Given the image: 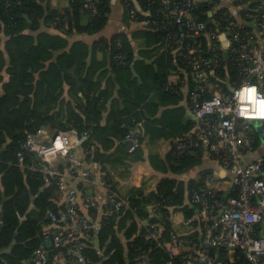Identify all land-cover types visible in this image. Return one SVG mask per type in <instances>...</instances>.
I'll use <instances>...</instances> for the list:
<instances>
[{
    "label": "trees",
    "instance_id": "trees-1",
    "mask_svg": "<svg viewBox=\"0 0 264 264\" xmlns=\"http://www.w3.org/2000/svg\"><path fill=\"white\" fill-rule=\"evenodd\" d=\"M64 1L53 5L52 0H0V249L15 237L12 251L1 256L0 264H33L42 226L49 222L46 212L62 206L57 181L42 172L44 163L28 151L21 161L17 157L26 135L40 130L54 135L87 133L81 147L84 164H135L127 198L115 190L108 174L104 177L106 192L126 201L118 212L103 215L80 200V215L100 218L101 226L84 241L85 262L69 256L72 264H182L187 252L173 237V222L189 221L188 239L198 240L206 231L193 194L205 193L215 210L239 194L236 185L229 190L210 186L209 169L189 176L201 163L200 149L195 147L200 128L185 116L197 83L194 62L217 60L206 69L209 85L202 98L211 96L209 89L232 94L242 81L238 55L232 50L238 43L225 48L218 35L230 21L241 31H252L248 14L255 7L244 0H202L191 5L194 19L216 33L209 43L206 34L192 35L169 14L183 0H122L125 20L134 27L110 36L101 32L109 27L112 0H92L94 13L85 8L86 0ZM135 40L143 43L139 59ZM174 72L179 81L169 83ZM250 80L263 89L256 77ZM138 123L139 145L129 152L125 136ZM247 124L255 149L259 129ZM148 139L169 141L159 171L146 167ZM182 144L190 148L181 151ZM139 168L155 178L154 190L145 193L138 187ZM76 187L80 199L86 198L80 183ZM99 206L104 208L103 203ZM252 234L264 236V223L254 225ZM70 245L60 250L66 253ZM218 254L221 264H250L239 247L231 256L224 248ZM258 264H264V256Z\"/></svg>",
    "mask_w": 264,
    "mask_h": 264
},
{
    "label": "built area",
    "instance_id": "built-area-1",
    "mask_svg": "<svg viewBox=\"0 0 264 264\" xmlns=\"http://www.w3.org/2000/svg\"><path fill=\"white\" fill-rule=\"evenodd\" d=\"M202 0H183L169 11L176 23L183 24L194 36L206 34L209 43L216 37L215 31L206 28V23L197 21L191 14V5ZM245 5L253 8L248 17L253 30L241 31L233 21L226 26L224 33L229 42L238 43L232 50L237 53L238 63L241 65L242 81L234 88L232 94H221L217 89H209L211 96L202 98L201 94L209 85L207 68L217 60L200 59L194 62L197 83L191 105L198 117V127L195 146L202 145L207 153L216 159L236 185L239 194L228 197L224 205L217 210L211 204L205 193L195 192L192 196L198 205L197 214L205 225L206 231L198 240L186 238L177 226H192L189 221L173 222V237L187 254L182 258V264H221L218 250L224 248L229 256L235 248L242 249L250 264H258V259L264 256V236L252 234L254 225L264 223V177L262 163L250 161L242 163V158L249 150L248 137L238 131L239 121L242 122L241 131L249 127L247 122H262L264 116L258 115L261 102H264V0H244ZM85 8L88 12H95L92 0H86ZM133 18V17H132ZM131 18V19H132ZM220 35V34H219ZM218 35V39H219ZM195 51L200 52V47ZM227 53H224V57ZM256 77L263 89L250 78ZM251 92L249 90H253ZM142 133L140 123L130 133L125 141L130 143L129 152L139 145ZM40 133H29L20 144L17 153L19 161L23 159L24 151L33 153L44 163L42 172L57 181L59 189L63 191L62 203L57 210H48L46 218L49 222L41 230V244L33 253V264H72L69 256H75L77 262L84 263L81 255L84 241L100 230V218H90L80 215V200L85 207L95 206L97 212L110 215L118 212L126 201L116 193L108 191L103 201L104 208L90 198L80 199V190L76 187L80 181L91 182L94 177L84 167V156L80 148L87 139V133L76 136L72 132L57 133L50 140H41ZM187 144L179 145L181 151L189 149ZM69 181L76 183L70 185ZM154 207L150 206L151 211ZM154 236V235H152ZM50 242V246L47 245ZM71 244L66 253L60 250L65 244ZM170 257L173 256L169 252ZM29 262H24L28 264ZM138 264H149L139 261Z\"/></svg>",
    "mask_w": 264,
    "mask_h": 264
},
{
    "label": "crops",
    "instance_id": "crops-1",
    "mask_svg": "<svg viewBox=\"0 0 264 264\" xmlns=\"http://www.w3.org/2000/svg\"><path fill=\"white\" fill-rule=\"evenodd\" d=\"M62 3L65 1L60 0ZM59 0H52V4L56 5L55 3L59 4ZM111 14L109 18V27L104 28V30L101 32L102 35L110 36L112 33L122 30V28L125 30H131L134 25L133 24H127V21L125 20L124 16V8L122 0H112L111 1ZM114 23V24H113ZM84 37V36H82ZM1 45V41H0ZM134 47H135V59H139L138 51L140 48L143 47L142 41L135 40L134 41ZM100 57V55L98 56ZM179 81V78L176 74V72L171 73L169 76V83H176ZM186 111L185 116L188 119L193 120L195 123V114L192 110L191 102H186ZM250 123V122H249ZM253 125L259 129V140L257 143V147L255 149L252 148V141L253 135H252V129L249 128L248 131H240L241 133H244L250 142L249 150L245 153V155L242 158V163L245 164L250 161H260L262 163V175L264 177V126L262 122L253 121L251 122ZM249 127V125H248ZM38 133H40V137L44 139L45 141L50 140L54 134L46 131V130H40ZM170 145L169 141L165 139L161 140H146V155L148 158V164L149 166H146L149 170H155L159 171V165L161 159H163L165 153L168 151ZM200 149V157H201V163L199 166L193 169L192 172L189 173L190 177H196L198 171H201L202 169H209L212 171V181L210 183V186H213L217 189L221 190H229L231 188L232 183L229 180V175L224 172L219 162L211 157L206 149L202 145L195 146ZM191 153L194 155H198L194 152V150H191ZM80 154H82V150L80 148ZM147 163V162H146ZM135 164L125 163V164H115V165H100L96 162H91L84 164V167H87L90 169L94 179L91 182H84L80 181V185L83 187V189L86 190L87 198H90L94 202L103 203L105 196H106V189H105V175L108 174V178L111 182V184L114 186L115 190L122 196V197H129L132 192V170ZM139 171L141 173V181L138 184L145 193L154 190L155 183L154 177H149L146 169L139 168ZM186 176V175H185ZM184 176V177H185ZM70 185H75L73 181H69ZM78 185V184H76ZM63 194V191L59 189V198H61ZM149 208V206H148ZM0 222H2L0 218ZM44 224L43 226H45ZM42 226V228H43ZM180 232H183L184 234L189 233L192 229V226H177ZM29 262V261H26Z\"/></svg>",
    "mask_w": 264,
    "mask_h": 264
},
{
    "label": "water",
    "instance_id": "water-1",
    "mask_svg": "<svg viewBox=\"0 0 264 264\" xmlns=\"http://www.w3.org/2000/svg\"><path fill=\"white\" fill-rule=\"evenodd\" d=\"M210 14H211V12H210ZM219 40H220L223 47H226L228 42H229L228 38L226 37V35L224 33H220ZM195 119H196V121L198 120V117L196 115H195ZM14 245H15V237L12 239V241L10 242V244L8 246L0 249V261H1V256L4 254L10 253L12 251V248L14 247ZM47 245L50 246L49 241H47Z\"/></svg>",
    "mask_w": 264,
    "mask_h": 264
},
{
    "label": "clouds",
    "instance_id": "clouds-1",
    "mask_svg": "<svg viewBox=\"0 0 264 264\" xmlns=\"http://www.w3.org/2000/svg\"><path fill=\"white\" fill-rule=\"evenodd\" d=\"M249 91H250V93L254 92V89L253 90H249ZM258 115L264 116V102H261V108H260V111H259Z\"/></svg>",
    "mask_w": 264,
    "mask_h": 264
},
{
    "label": "rangeland",
    "instance_id": "rangeland-1",
    "mask_svg": "<svg viewBox=\"0 0 264 264\" xmlns=\"http://www.w3.org/2000/svg\"><path fill=\"white\" fill-rule=\"evenodd\" d=\"M55 1V0H54ZM53 3V2H52ZM62 2L60 1L59 4L55 3L56 5H60ZM54 5V4H53ZM114 24V23H113Z\"/></svg>",
    "mask_w": 264,
    "mask_h": 264
}]
</instances>
